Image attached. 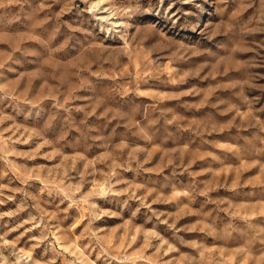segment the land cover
<instances>
[{"label":"rangeland","instance_id":"1","mask_svg":"<svg viewBox=\"0 0 264 264\" xmlns=\"http://www.w3.org/2000/svg\"><path fill=\"white\" fill-rule=\"evenodd\" d=\"M0 264H264V0H0Z\"/></svg>","mask_w":264,"mask_h":264}]
</instances>
